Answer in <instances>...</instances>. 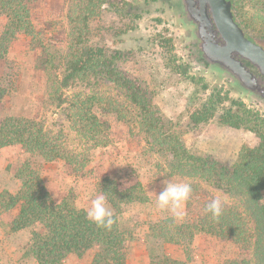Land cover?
<instances>
[{"label":"rangeland","instance_id":"1","mask_svg":"<svg viewBox=\"0 0 264 264\" xmlns=\"http://www.w3.org/2000/svg\"><path fill=\"white\" fill-rule=\"evenodd\" d=\"M29 1L34 33L13 39L0 57V86L4 92L0 96V124L7 116L36 120L72 153L73 162L43 163L42 176L52 197L57 202L69 199L76 207L87 209L103 195L104 178L135 176L142 182L148 201L126 204L118 213L108 201L126 234L124 264H148L153 255L162 253L183 264H225L234 258L237 248L231 240L206 232L195 231L193 237L189 233L183 243L165 242L155 235V224L162 222L173 231V223L180 225L195 217L187 207L189 200L182 205L183 216L178 218L158 206L157 194L166 187L165 181L188 183L208 198H220L240 208L254 228L251 205L245 196L221 187L215 177L182 173L174 162L172 148L183 145L190 153L211 155L227 168L232 167L244 145L257 143L256 134L220 123L217 118L193 123L190 114L197 108L193 104L210 96L215 87L263 115L264 100L243 91L227 74L204 61L180 0H96L94 13L87 15V26L81 22L84 18L80 12L87 0ZM122 1L131 4L129 11L143 10V17L134 23L131 17L119 13ZM5 23L6 17L0 15V35ZM135 24L137 27L129 28ZM89 45L105 46L113 54L121 50L117 54L121 73L141 82L144 94L150 97L149 112L143 110L139 96L107 74H78L67 86H60L69 73L67 60L73 46L80 51ZM48 53L60 58L56 85L64 102L56 100L52 80L42 67ZM204 84L207 89L193 101V92ZM92 94H103L117 103L113 111L103 104L94 106L105 122L100 143L87 137L74 117L76 98ZM27 161L32 162V169L39 167V159L35 162L20 144L0 147V264H39L28 249L32 232L40 225L13 230L11 219L19 207L11 208L8 203V194H16L22 184L18 168ZM92 259V252L70 254L63 264H91Z\"/></svg>","mask_w":264,"mask_h":264},{"label":"trees","instance_id":"2","mask_svg":"<svg viewBox=\"0 0 264 264\" xmlns=\"http://www.w3.org/2000/svg\"><path fill=\"white\" fill-rule=\"evenodd\" d=\"M118 9L123 16L131 17L133 22L143 17V10L129 11L130 3L122 1ZM236 21L243 27L247 36L264 45V0H232ZM29 0H0V15L6 17L3 32L0 35V57L3 50L21 34L32 35L34 25L31 18ZM82 23L87 26V15L95 11L96 0H87ZM179 3V2H178ZM81 14V16H82ZM136 19V20H135ZM137 27L136 24L130 29ZM126 30L122 31V34ZM79 41V39H78ZM105 47V46H104ZM89 45L82 50L73 51L67 60L69 73L60 81V86H67L72 79L82 73L107 74L127 89L139 96L143 110L149 112V98L145 95L143 85L138 79L122 74L119 67L121 50L109 53L107 48ZM78 48V47H77ZM60 58L48 53L42 59V67L47 70L54 87L56 100L64 102L58 93L60 86L56 69ZM204 84L201 90L193 92V101L199 98V93L207 89ZM0 86V96L3 94ZM146 97V99H145ZM195 98V99H194ZM144 100V103H141ZM146 100V101H145ZM226 103H230L228 106ZM103 104L113 111L117 103L111 97L103 94H92L78 97L74 102V117L78 128L95 143L103 139L105 122L95 112L94 106ZM190 114L193 123H206L217 118L220 123L235 128H245L254 132L257 143L253 146L244 145L232 167L227 168L211 155H195L183 145L172 148L174 162L182 173L198 175L202 178L215 177V181L231 192L245 196L251 205L250 211L254 220L251 228L250 220L244 212L235 205L223 202V213L220 217L206 211L207 205L213 200L202 194L199 189L192 190L188 208L195 217L183 221L180 225L173 223L172 231L164 223L155 224L154 233L164 238L165 242L183 243L185 235L193 237L195 231L206 232L217 237L231 240L237 248V255L227 259L225 264H264V115L254 108H248L241 99L231 97L227 92L215 87L210 96L204 98ZM20 144L39 167L35 170L32 162H24L18 168L22 181L16 194H8L11 208L19 207V211L11 219V228L20 230L34 224L40 229L32 232L28 252L39 264H63L70 254L83 255L93 253L91 264H124L123 252L126 240L116 213L111 228L100 227L87 218L86 209L76 207L69 199L57 202L50 194L42 176L44 162L65 160L73 162L72 153L57 136L46 133L44 126L33 119L7 116L0 124V147ZM187 171V172H186ZM101 192L116 212L122 206L148 201L142 182L135 176L125 179L104 178ZM189 238V237H188ZM191 239V238H190ZM148 264H183L168 253L153 255Z\"/></svg>","mask_w":264,"mask_h":264},{"label":"water","instance_id":"3","mask_svg":"<svg viewBox=\"0 0 264 264\" xmlns=\"http://www.w3.org/2000/svg\"><path fill=\"white\" fill-rule=\"evenodd\" d=\"M201 57L243 91L264 100V46L236 21L232 0H180Z\"/></svg>","mask_w":264,"mask_h":264},{"label":"clouds","instance_id":"4","mask_svg":"<svg viewBox=\"0 0 264 264\" xmlns=\"http://www.w3.org/2000/svg\"><path fill=\"white\" fill-rule=\"evenodd\" d=\"M166 187L157 194V204L161 209H169L178 218L183 216L182 205L189 200L192 188L184 182L165 181ZM213 217H220L223 213V202L220 198L213 199L206 207ZM87 218L100 227L111 228L114 214L105 196H97L86 209Z\"/></svg>","mask_w":264,"mask_h":264}]
</instances>
